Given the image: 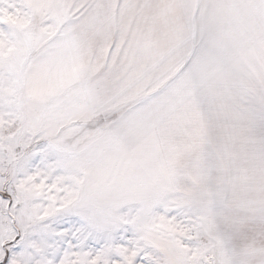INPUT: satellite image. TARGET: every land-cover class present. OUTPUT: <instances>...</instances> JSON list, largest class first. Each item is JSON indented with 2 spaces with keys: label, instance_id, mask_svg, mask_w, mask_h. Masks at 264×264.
<instances>
[{
  "label": "snow or ice",
  "instance_id": "1",
  "mask_svg": "<svg viewBox=\"0 0 264 264\" xmlns=\"http://www.w3.org/2000/svg\"><path fill=\"white\" fill-rule=\"evenodd\" d=\"M0 264H264V0H0Z\"/></svg>",
  "mask_w": 264,
  "mask_h": 264
}]
</instances>
